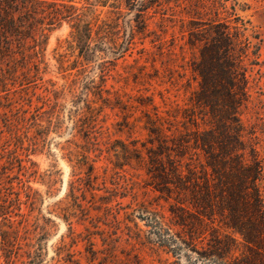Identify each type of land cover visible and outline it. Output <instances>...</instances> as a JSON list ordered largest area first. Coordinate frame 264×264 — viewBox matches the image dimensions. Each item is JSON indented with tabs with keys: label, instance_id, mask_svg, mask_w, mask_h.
Listing matches in <instances>:
<instances>
[{
	"label": "rangeland",
	"instance_id": "obj_1",
	"mask_svg": "<svg viewBox=\"0 0 264 264\" xmlns=\"http://www.w3.org/2000/svg\"><path fill=\"white\" fill-rule=\"evenodd\" d=\"M53 1L79 8L89 35L48 24ZM218 32L247 76L242 139L264 156V0H44L39 60L0 84L1 197L15 206L0 215V264L261 262L224 246L236 236L189 190L181 204L171 182L161 190L160 173L206 169L191 138L209 127L198 68Z\"/></svg>",
	"mask_w": 264,
	"mask_h": 264
},
{
	"label": "trees",
	"instance_id": "obj_2",
	"mask_svg": "<svg viewBox=\"0 0 264 264\" xmlns=\"http://www.w3.org/2000/svg\"><path fill=\"white\" fill-rule=\"evenodd\" d=\"M52 4L48 24L64 16L76 23L74 38L79 41L89 35V23L81 24L83 32L79 26L81 14L75 11L79 8L73 4L57 5L55 1ZM224 37V32L217 33L211 48L201 54L203 64L198 68L200 81L196 100L207 109L209 127L195 131L191 139L204 151L206 169L201 177L192 170L186 174L173 170L172 181L165 173H160L164 180L161 190L166 191V184L171 182L178 190L174 198L180 204L184 202L180 192L189 190L190 203L199 215L210 222L217 218L227 232L236 236L225 234L224 246L236 242L262 257L259 264H264V197L260 189L264 180V156H260L254 146L246 147L242 139V125L236 111L248 98L247 76L240 66L230 61L228 48L219 45ZM42 40L44 0H0V84L5 85L18 67L29 69L27 60L32 55L39 60ZM38 68L36 65L35 69ZM1 196L0 183L3 218L15 206H8ZM176 210L180 218L184 217L183 206H177Z\"/></svg>",
	"mask_w": 264,
	"mask_h": 264
}]
</instances>
